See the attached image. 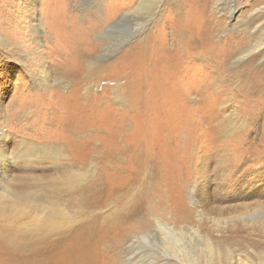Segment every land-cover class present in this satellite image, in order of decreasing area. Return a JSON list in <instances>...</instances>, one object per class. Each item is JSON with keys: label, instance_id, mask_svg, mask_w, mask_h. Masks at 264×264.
<instances>
[{"label": "rangeland", "instance_id": "1", "mask_svg": "<svg viewBox=\"0 0 264 264\" xmlns=\"http://www.w3.org/2000/svg\"><path fill=\"white\" fill-rule=\"evenodd\" d=\"M36 1L0 0V28L7 38L21 36L17 44L27 43L25 56L29 58L24 64L17 60L16 71L8 70L7 60L20 57L15 53L12 58L8 49L0 47V91L7 88V93L0 94L3 173L24 175L46 183L54 176H65L70 173L67 168L56 167L58 163L37 155V150L28 157L21 155L28 147L22 145L27 136L34 141L52 143L58 140L66 150V157L59 159L61 163L74 164L72 170L82 179L90 174L101 178L103 201L110 198L115 188L133 186L134 183L138 188L136 174L144 170L142 173L147 174L142 180L145 198L140 204L145 221L136 233L155 229L157 220L174 228L185 227L190 238L194 237V229L198 227L202 234L216 242L227 236L253 232L257 221L247 216L264 206V93L256 102L257 97L248 89L249 77L246 81L244 78L249 62L237 64L232 69L234 73L213 78L215 64H200L203 63L200 62L202 48H193L191 43L198 36L193 32L188 33V44L177 42L175 50L178 51L172 49L175 54L171 50L163 53L162 43L171 44L170 36L174 33L171 30L176 32L173 25L168 27L165 23L151 41L156 48L160 47L158 50L163 55L153 51L154 54L144 55L139 47L146 39L150 24L140 33L137 22L141 20L124 17L108 33L104 31L134 5L131 0H39L40 8L34 5ZM232 3L237 8L235 18L224 9ZM252 3L255 4L253 0ZM249 4L251 0H224V7L220 6L222 10L218 12L215 0H193L189 5L190 15H186L187 25L190 22L193 26L195 17L199 16L197 12L202 10L197 11L199 7L204 8L201 14L206 21H215L210 13L222 14L225 25H233L249 12L252 6ZM37 11L46 30L40 43L32 27L33 13ZM159 11L155 14L156 19L164 12ZM71 47L85 51L89 61L94 62L92 70H84L81 63L79 67V61L70 53ZM186 48L195 50L181 56ZM30 52L43 55H38L37 65H31L35 61L30 60ZM57 54H60L59 60L69 58L71 64L67 63L73 69V77L64 78L53 73L52 60H58ZM263 58L261 55L257 60L260 62ZM30 69L34 75H43L50 85L60 84L62 90L52 95L50 88L38 89L30 80ZM84 90L85 95H82ZM200 90L205 91L203 97L198 95ZM27 92L31 95L27 103L32 106L41 103L43 109L37 111L33 107L35 111H25L34 119L28 120L31 123L21 124L15 120L24 110L17 108L12 114L10 110L16 103L21 104L22 93ZM35 93L43 94V100H38ZM225 118L226 123L231 121L235 126L245 124L236 132L241 136L230 145L231 150L227 147L218 149L216 140L220 138L213 130L217 122L221 123ZM72 131L78 133L73 137ZM224 144L228 145V142ZM119 145L127 148L121 160L115 162L106 158L108 149H117ZM112 210L110 205L98 212L108 215ZM198 213L202 215L203 223H200ZM102 223L99 226L108 228ZM120 225L122 227L116 225L108 231L114 234V239L119 235L118 229L123 228ZM108 233L98 231L97 238ZM260 233L264 235L256 232ZM120 243L109 257L108 253H99L95 264H118L116 254L127 245L124 241ZM227 245L237 248L236 244ZM129 258V252L124 253L127 264Z\"/></svg>", "mask_w": 264, "mask_h": 264}, {"label": "bare ground", "instance_id": "2", "mask_svg": "<svg viewBox=\"0 0 264 264\" xmlns=\"http://www.w3.org/2000/svg\"><path fill=\"white\" fill-rule=\"evenodd\" d=\"M131 1L134 5L129 9L127 8L123 15L104 31L108 33L109 29L113 28L124 17L126 19L132 18L133 20H141L140 22L136 21L137 25H139L138 31L140 33L143 28L145 29L147 25L150 24L149 32L145 36L146 39L140 42L139 47L142 53L148 56L160 52L158 50L160 47L156 48L151 41L152 38L155 39V37L158 36V31L163 25L168 24V27L173 25V27L176 28V32L175 29L171 30L174 32L173 35L170 36L171 44H169V42L162 43L164 48L163 53L169 50L174 52V50L178 48V41L188 44L186 42L189 41L188 33L193 32L195 36L198 35L197 38H195L197 40L191 43L193 44V48L196 49L199 46L202 48V50H200L202 53L200 62L203 63L200 64L206 65L208 62H213L216 66V68L214 66V69H212V72H216L213 78L221 77L224 74L227 75V73H234L232 71V69H234L233 67L236 68L237 64L247 61L249 65L247 70H245L247 74L244 80L249 77L250 83L248 89H251V92L257 97L256 102L261 99L264 93V58L260 62L257 59L261 55L264 56V25L261 24L262 21L264 22V0H253L255 4H253L251 0V4L249 5L256 6V9H254V7L252 8V6L250 8L248 7L249 12L230 26L228 24L225 25L226 20L224 21L222 14H216L215 16L213 12V14L210 13V15L214 16L213 18L215 21L210 22L208 19L206 21L205 16L201 14L204 9L203 7L198 8L197 11H199L200 8H202V10L197 12L199 16L195 17L193 26H190V22L188 26L186 15H190L189 10L191 6L189 5L193 0ZM34 5L40 8L41 4L39 0H37ZM228 5L229 6L224 9L227 10L228 15H231V18H235L237 8L233 3ZM220 6L224 7V0H215V9L218 12L222 10L219 8ZM162 7H165V9ZM161 9L162 11L164 10V12L156 19L155 14ZM29 10H31V8ZM38 12L39 11L33 13L32 27L40 43L43 41L46 30L44 28V20L40 17ZM205 15L207 16L206 12ZM199 23L201 24L198 25ZM195 24H197V27H194ZM225 32H228L227 35L222 37V34ZM5 34L7 35V33ZM19 38H21V36ZM19 38H7L0 28V47L8 49L12 58L15 53L20 57L16 60L14 58L13 60H7L6 68L8 70L15 69V62L17 63V60L18 63L24 64L27 59V56H25V52L28 50V48L25 49L27 43L23 42L21 44L23 46L21 49V45L17 44ZM12 44L14 46H12ZM16 44L18 46H16ZM172 45H174V47ZM169 46L173 48H169ZM187 47H189V45H187ZM56 48V50H59L58 47ZM72 49L70 53L74 60L76 59L79 61V67L81 68L82 64L84 70L86 69L88 72L92 70L94 62L91 58L92 62L89 61V56H86L85 51L79 47ZM195 49L186 48L182 51L184 54L182 55V53H180V55L186 56V54H190ZM177 51L175 50V52ZM29 54H31L30 60L35 61V64L31 65H37L38 55L41 54L37 52H30ZM160 54L162 53L160 52ZM168 54L170 55V52ZM41 56L43 57V55ZM56 56L58 60H52L53 73L62 75L64 78L73 77L74 72H72L73 69H71L69 65L71 64L68 62L69 58L66 60H59L61 58L60 54ZM93 58L96 59V57ZM73 59L70 58V60ZM27 61H29V58ZM33 66H31V68ZM180 66L182 67V64ZM13 71H16V69ZM40 75L41 74H39V76L34 75L32 69L29 71V76L31 77L29 78L38 89L43 90L50 88L49 92L52 95L62 90L60 84L50 85L43 75ZM25 79L26 78H24V80ZM1 83L0 81V85ZM85 91L86 90L82 92V95H85ZM1 92L7 93V88L6 90H1L0 94ZM29 94L28 92L22 93L24 99L21 104L16 103L15 107L11 108L10 114L17 108H19L17 110L20 111L24 110L15 122L18 120L21 124L25 122L31 123L32 121L28 122V120H33L34 118L33 116H29V112L25 111H35L34 108H36L37 111H42L43 108L41 103H39L38 106L35 104L32 106V103H27V98L31 96ZM35 94L37 95V93ZM198 95L203 97L205 91L200 90ZM37 97L38 100H43L44 96L43 94H38ZM1 111L2 109H0V112ZM40 117L41 116L38 118ZM230 122L226 123L225 118L221 123L217 122L216 126L213 127V130L215 129V134L220 138L216 140V144L218 143L219 145V150L224 149V147H227V150H231L230 145L236 143L237 140L239 141L241 136L240 133L236 132L245 124L242 123L240 126H235ZM77 133L72 131L73 137ZM46 141H34L30 139L29 136L25 137L22 141V145L25 146L26 144L28 147L23 150L21 155L28 157L34 153V150H37V155H40L42 158L48 157L52 159L54 162L58 163L55 165L56 167L62 169L67 168L70 173H65L63 177L54 176L47 183L28 178L24 175L9 176L2 171L3 164L0 157V264H95V257L99 253H108V257L109 255L111 256L112 253L114 254L113 251L121 245V243L119 244L120 241H124L125 245H127L126 248L123 246L119 253H115L118 258L116 259L118 260V264H127L123 259L124 253L126 252L130 254V258L128 259L129 264H264V235L261 233L256 234L257 231L264 233V206L255 209V211L247 216L251 220L257 221V226L253 227V232H249L246 235L227 236L222 238L220 242H216L211 237L202 234L198 227L194 229V237L190 238L184 231L185 227L174 228L159 220L156 221L155 229L145 233H136V230L140 228L141 225H144L143 221H145L143 219L144 215L142 216L143 206L140 204L143 198H145V185L142 181L143 175L146 174L142 173L144 170H141V173H135L137 177L136 185L139 184L138 188L135 186V183L133 186L115 188L109 195L110 198L107 201H103L101 178L96 174L93 176L90 174L85 179L80 178L79 174L74 173L71 168L74 167V164L69 163V165H67L64 164V162H62L63 164L60 162V158L66 157V150L63 148V145H61L58 140H53L52 143ZM225 142H228V145H225ZM125 146L119 145L117 149L112 147L109 148L107 151L108 157L106 158H110V160L115 162L120 161L122 153L127 150ZM136 166L137 165H135V167ZM134 186L137 188L136 191L134 190ZM110 205L113 210L108 215L103 213L99 214L98 211ZM197 215L200 219V223H203L201 221L203 218L202 215L200 213ZM101 221L103 222L102 224L105 223L108 225V228L99 226L101 225ZM120 224L123 225V228L118 229L116 233L119 235L114 239V234L112 235L111 231L109 233L108 231L112 230L116 225L121 226ZM124 225L127 227H124ZM98 231L99 233L107 231L108 235L101 234V237H98V239ZM229 243L236 244L237 248H231L227 245Z\"/></svg>", "mask_w": 264, "mask_h": 264}]
</instances>
